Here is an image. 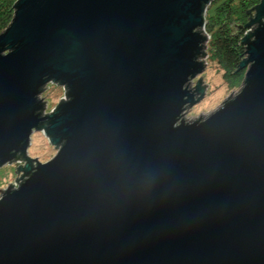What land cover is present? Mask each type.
<instances>
[{"label":"water","instance_id":"1","mask_svg":"<svg viewBox=\"0 0 264 264\" xmlns=\"http://www.w3.org/2000/svg\"><path fill=\"white\" fill-rule=\"evenodd\" d=\"M212 1L16 0L0 165L26 162L0 197V264H264V0L239 25L240 87L187 119ZM50 81L64 96L43 114ZM36 129L58 146L45 162Z\"/></svg>","mask_w":264,"mask_h":264},{"label":"trees","instance_id":"2","mask_svg":"<svg viewBox=\"0 0 264 264\" xmlns=\"http://www.w3.org/2000/svg\"><path fill=\"white\" fill-rule=\"evenodd\" d=\"M260 0H217L206 18L205 31L209 35V52L223 71L230 88L240 87L245 74L241 62L246 58V47L242 42V26ZM16 0H0V32L10 23ZM43 87L40 88V91ZM44 102V101H43ZM40 114V110L38 111ZM45 123V124H44ZM46 125V121L42 122Z\"/></svg>","mask_w":264,"mask_h":264},{"label":"rangeland","instance_id":"3","mask_svg":"<svg viewBox=\"0 0 264 264\" xmlns=\"http://www.w3.org/2000/svg\"><path fill=\"white\" fill-rule=\"evenodd\" d=\"M217 0L212 1V6L209 9V13L213 11ZM208 16V14L206 15ZM205 33H207L205 31ZM208 35V34H207ZM209 40L207 39L205 53L207 54L201 60L204 61L205 67L203 72L196 77H201V84L205 85L203 88V95L199 99L198 103L190 110V114H185L187 119H194L200 114L207 115L213 110L218 108L230 94H235L238 88H230L225 82L222 69L218 66L216 60L212 59L209 52ZM63 95L61 87L56 86L53 83L47 84L45 87L42 99H46V112L52 110V108L58 103L59 99ZM55 145L48 140V137L43 134L42 131L35 130L32 132L27 154L40 161L45 162L51 159L57 152ZM17 163L9 162L0 166V189L7 188L9 183H12L18 176V172H15Z\"/></svg>","mask_w":264,"mask_h":264},{"label":"flooded vegetation","instance_id":"4","mask_svg":"<svg viewBox=\"0 0 264 264\" xmlns=\"http://www.w3.org/2000/svg\"><path fill=\"white\" fill-rule=\"evenodd\" d=\"M212 4H213V3L210 4L209 9H210V7L212 6ZM209 9H208L207 14L209 13ZM252 13H253V11L251 12L250 17L252 16ZM249 20H250V19H248L244 24H246ZM263 21H264V20H263ZM244 24H243V25H244ZM243 29H244V28H243ZM199 79H200V78H197V79H196V77H195L194 79H191V80L188 82V84H187V90L193 94L192 97H193L194 104L187 103V104L185 105L184 110H183L184 117H185V114H187L188 112H189L188 114H190V110H192V108L198 103L199 99H200L201 96L203 95V90H204V89H203V87H202L201 85H200V89H199V90L196 89V87H197V83H198ZM23 160H24V159H23ZM23 160H22V161H23ZM33 165H36V159H35V161L33 162ZM18 167H19V165H17V168H18ZM7 188H8V186H7ZM5 190H6V188L0 190V197L2 196V194H3V192H4Z\"/></svg>","mask_w":264,"mask_h":264},{"label":"clouds","instance_id":"5","mask_svg":"<svg viewBox=\"0 0 264 264\" xmlns=\"http://www.w3.org/2000/svg\"><path fill=\"white\" fill-rule=\"evenodd\" d=\"M212 3V2H211ZM207 15V14H206ZM206 18H207V16H205V21H206ZM206 27V26H205ZM204 30H205V28H204ZM248 30H250V29H244V32L243 33H245L246 31H248ZM208 34V33H207ZM209 36V35H208ZM209 38V37H208ZM49 83H53V84H55L56 86H59V87H61L62 88V90H63V95L61 96V98L64 96V91H65V89H63V84H56L55 82H52V81H50V82H48V83H46L45 85H43L42 87H43V90L42 91H40L39 93H38V96H37V98H39V99H41V101H45L44 102V104L45 105H43V110H42V113L43 114H45V113H48V112H46L45 110H46V103H47V100L46 99H42V95L44 94V90H45V87H47V84H49ZM58 104V103H57ZM56 104V105H57ZM55 105V106H56ZM54 106V107H55ZM50 112V111H49ZM36 130H39V131H41V129H36ZM33 131H35V130H33ZM32 131V132H33ZM32 134V133H31ZM47 136V135H46ZM31 137V136H30ZM48 137V136H47ZM30 141V140H29ZM55 145V144H54ZM29 146V145H28ZM57 149H58V146L56 147ZM28 149V148H27ZM26 152H27V150H26ZM28 155V154H27ZM29 156V155H28ZM10 162H15V163H17V165H22V166H24V164H25V160H18V161H15V160H12V161H10ZM1 166V165H0ZM17 167V166H16ZM17 169V168H16Z\"/></svg>","mask_w":264,"mask_h":264},{"label":"built area","instance_id":"6","mask_svg":"<svg viewBox=\"0 0 264 264\" xmlns=\"http://www.w3.org/2000/svg\"><path fill=\"white\" fill-rule=\"evenodd\" d=\"M12 184H13V185H12L13 188H17V187H19V183H15V182L13 181Z\"/></svg>","mask_w":264,"mask_h":264},{"label":"bare ground","instance_id":"7","mask_svg":"<svg viewBox=\"0 0 264 264\" xmlns=\"http://www.w3.org/2000/svg\"><path fill=\"white\" fill-rule=\"evenodd\" d=\"M245 35V33L242 34V37Z\"/></svg>","mask_w":264,"mask_h":264}]
</instances>
